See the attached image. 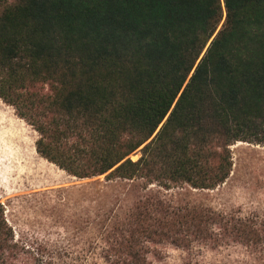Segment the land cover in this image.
I'll return each instance as SVG.
<instances>
[{
    "label": "trees",
    "instance_id": "16d2710c",
    "mask_svg": "<svg viewBox=\"0 0 264 264\" xmlns=\"http://www.w3.org/2000/svg\"><path fill=\"white\" fill-rule=\"evenodd\" d=\"M0 97L72 176L214 189L234 144L264 145V0H0ZM95 218L88 249L46 255L0 202V264H162L148 254L166 244L195 264L207 249L264 250L256 216L160 191Z\"/></svg>",
    "mask_w": 264,
    "mask_h": 264
},
{
    "label": "rangeland",
    "instance_id": "374dc122",
    "mask_svg": "<svg viewBox=\"0 0 264 264\" xmlns=\"http://www.w3.org/2000/svg\"><path fill=\"white\" fill-rule=\"evenodd\" d=\"M38 132L0 97V202L16 237L37 240L46 255L89 248L96 216L124 213L135 201L154 192L181 197L221 210L241 211L264 222V145L237 142L232 146L230 177L214 189H165L140 181L108 180L105 175L78 178L43 157L37 150ZM140 152L133 155L134 159ZM179 193V194H178ZM162 264H195L179 247L160 245L148 254ZM200 264H264L261 246L244 244L207 249Z\"/></svg>",
    "mask_w": 264,
    "mask_h": 264
}]
</instances>
